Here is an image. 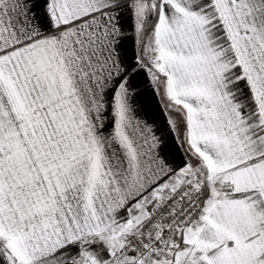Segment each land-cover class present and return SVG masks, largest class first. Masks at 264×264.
Returning a JSON list of instances; mask_svg holds the SVG:
<instances>
[{
	"label": "snow or ice",
	"instance_id": "1",
	"mask_svg": "<svg viewBox=\"0 0 264 264\" xmlns=\"http://www.w3.org/2000/svg\"><path fill=\"white\" fill-rule=\"evenodd\" d=\"M0 264H264V0H0Z\"/></svg>",
	"mask_w": 264,
	"mask_h": 264
}]
</instances>
